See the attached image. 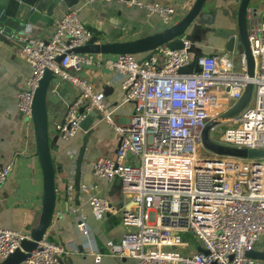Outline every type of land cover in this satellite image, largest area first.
<instances>
[{
  "label": "built area",
  "instance_id": "1",
  "mask_svg": "<svg viewBox=\"0 0 264 264\" xmlns=\"http://www.w3.org/2000/svg\"><path fill=\"white\" fill-rule=\"evenodd\" d=\"M97 1L114 0H87L86 4ZM117 1L137 5L170 25L178 11L171 4ZM247 18L254 76L248 74L246 55L241 54L239 70L230 52L200 55L196 61L200 71L180 72L193 58L189 52L193 44L185 38L181 47L162 44L142 60L132 53L77 52L79 47L103 40L86 26L76 7L68 8L48 38L34 36L31 23L18 32L0 26V34L19 45L21 56L32 67L18 93L23 117L32 122L36 92L51 70L54 80L69 81L80 92L57 125L63 139L74 137L92 111L99 112L119 134L115 157H98L92 167L98 178L118 179L123 197L129 199L121 214L126 231L111 244V255L130 258L133 264H264L247 255L256 249L264 251L259 247L264 244V158L200 157L197 153L203 146L206 120L217 119L233 107L248 83L253 84L249 104L229 118L219 135L217 125L211 130L216 142L264 149V14L258 20L250 7ZM94 63L122 75L123 102H132L135 109L129 124H117L114 110L105 102L106 93L96 91L76 73ZM14 167V161L0 167V185ZM82 189L88 191L89 185L83 184ZM90 204L98 220L115 210L99 196H92ZM77 229L81 235L90 234L87 221H78ZM195 238L208 253L197 249ZM24 240H34L32 231L0 227V264L23 249ZM27 253L24 264H62L72 251L45 235ZM94 253L99 262L102 254Z\"/></svg>",
  "mask_w": 264,
  "mask_h": 264
},
{
  "label": "crops",
  "instance_id": "2",
  "mask_svg": "<svg viewBox=\"0 0 264 264\" xmlns=\"http://www.w3.org/2000/svg\"><path fill=\"white\" fill-rule=\"evenodd\" d=\"M86 1L54 0L49 4L47 11H32L23 21L9 18L3 25L7 31L18 32L27 23H31L34 36L48 38L68 8L76 7L81 10L83 21L89 20L98 31L112 34L115 41H132L177 24L196 0H142L174 5L178 11L172 25L164 23L157 15L149 14L147 10L124 1H97L90 5H87ZM254 7H257V18L261 20L264 14V0H255L251 4V8ZM196 39L194 48L202 55L229 52L225 48L227 39L214 35V30L202 32ZM149 53L135 55L138 60H142L147 58ZM31 73L32 67L21 56L19 45L0 34V75L5 80V84L0 86V167L10 161L15 162L14 170L0 185V227L24 231H33L39 226L44 196V173L37 155L33 125L26 123L24 117L20 118L17 106L18 93L25 87ZM76 73L81 78L88 79L96 91L106 93L105 102L114 110L113 116L117 124L130 123L135 109L132 102H123L124 91L120 73L95 63L84 65L83 69ZM221 90L214 88V91ZM79 94L78 88L69 81L59 77L51 81L47 93L51 138L59 135L57 125L64 120L69 106ZM88 130L92 132L81 165L80 190H77V164ZM119 140L116 129L108 124L99 112L92 111L87 123L80 127L74 137L63 139L59 135L56 149L52 150L57 202L64 197L68 199V204H63L68 210L64 213L55 211L46 236L52 241L64 243L72 251L70 257L64 260L66 264H133L130 258H120L109 253L111 244L120 240L126 231L121 214L124 205H129V199L122 196L118 179L110 181L98 178L92 172L93 163L98 157H115ZM83 184L89 185L88 191L82 189ZM92 196L106 198L114 205L115 210L108 212L102 220L96 219L90 204ZM80 220L89 224V235L78 233L77 223ZM95 250L102 254L99 262L96 260ZM19 264H24V261Z\"/></svg>",
  "mask_w": 264,
  "mask_h": 264
},
{
  "label": "water",
  "instance_id": "3",
  "mask_svg": "<svg viewBox=\"0 0 264 264\" xmlns=\"http://www.w3.org/2000/svg\"><path fill=\"white\" fill-rule=\"evenodd\" d=\"M52 1L54 0H0V26H4V22L9 18L23 21L32 11H47ZM254 1L255 0H196L191 9L177 24H173V26L153 35L124 42L115 41V37H113L112 34L98 31L89 20H85L84 23L86 26L96 33V37H102L103 42L100 44H93L90 42L85 46L77 48L75 51L104 54H140L150 52L147 56L150 57L157 46L167 43L176 48L174 45L180 43L182 46L183 39L185 38L190 40L193 44L189 49L193 58L190 64L180 68V72L192 73L195 70L200 71V67L196 61L197 57L202 55L200 51L194 48L197 43L196 37L202 32L214 30V35H224L227 39L225 43L226 50L233 54L244 53L246 55L248 74L254 76L255 60L249 40L247 18L248 8L251 7ZM152 2H155V0H152ZM253 10L257 15V7H254ZM61 59L62 57H59L58 60ZM53 77L52 71L47 70L42 78L34 98L33 119L32 122H30L35 132L37 155L41 161L44 173L43 213L41 221L39 226L32 231L34 240H24L22 243L23 249H18L1 264H19L23 262L28 256L27 252L33 250L37 245V241L41 240L46 235L48 228L53 222L55 211L57 210L58 213H64L68 210L63 207V204H68V199L64 197L57 202L56 171L52 150L56 149L59 135L53 138L50 137L47 110V93L51 81L54 80ZM4 84V77L0 75V86ZM252 92L253 84L248 83L243 95L233 107L219 118L207 121L202 132L203 145L206 149L212 151L219 157L233 156L240 158H255L256 160L264 158V149L233 147L216 142L210 137V131L214 126L218 125L224 118L229 119L237 116L249 104ZM90 115L91 113L82 122L81 127L87 123ZM20 118H23L21 113ZM91 132V130L87 131L80 149L76 170L77 190H80L81 165ZM197 249L208 253V250L203 249L201 245H198ZM247 255L264 261L263 250H252L249 251ZM62 264H66V262L62 261Z\"/></svg>",
  "mask_w": 264,
  "mask_h": 264
},
{
  "label": "rangeland",
  "instance_id": "4",
  "mask_svg": "<svg viewBox=\"0 0 264 264\" xmlns=\"http://www.w3.org/2000/svg\"><path fill=\"white\" fill-rule=\"evenodd\" d=\"M218 36H222V37H224V35H218ZM230 56L233 58V61H234L235 64H236V68L240 70V68H241V53H240V54H234V55L231 54ZM218 89H219V88H218ZM24 121H25L26 123H30V122H31V119H30L28 116H26V117H24ZM207 121H208V120H206V122H207ZM226 123H227V122H220V123L216 126L217 128H220V129H218V132L216 131V132H217L216 135H219L220 132H221V130H222V128L226 127ZM228 124H230V123H228ZM216 130H217V129H216ZM210 137H211L214 141H218L217 137H214V136H213V130L210 131ZM197 153H198V155H199L200 157H208V156H214V155H216V154L213 153L212 151L206 149V148L204 147V145L199 147ZM195 240H196V244H195V245H199V241H198V239L195 238ZM259 247L262 248V249H264V244L259 245Z\"/></svg>",
  "mask_w": 264,
  "mask_h": 264
},
{
  "label": "bare ground",
  "instance_id": "5",
  "mask_svg": "<svg viewBox=\"0 0 264 264\" xmlns=\"http://www.w3.org/2000/svg\"><path fill=\"white\" fill-rule=\"evenodd\" d=\"M220 89H222V88H220ZM213 90H214V88H213ZM229 90L232 91V92H234V90H233V89H230V88H224V89H222L221 91H218V92L226 93V92H228ZM228 120H229V119H225V118H224L222 121H223V122H228ZM218 129H219V128H217V132H218ZM217 132H216V134H217ZM176 232H182V230H176Z\"/></svg>",
  "mask_w": 264,
  "mask_h": 264
},
{
  "label": "trees",
  "instance_id": "6",
  "mask_svg": "<svg viewBox=\"0 0 264 264\" xmlns=\"http://www.w3.org/2000/svg\"><path fill=\"white\" fill-rule=\"evenodd\" d=\"M174 46L175 47H180L181 45H180V43H176Z\"/></svg>",
  "mask_w": 264,
  "mask_h": 264
},
{
  "label": "flooded vegetation",
  "instance_id": "7",
  "mask_svg": "<svg viewBox=\"0 0 264 264\" xmlns=\"http://www.w3.org/2000/svg\"><path fill=\"white\" fill-rule=\"evenodd\" d=\"M227 42V41H226Z\"/></svg>",
  "mask_w": 264,
  "mask_h": 264
}]
</instances>
